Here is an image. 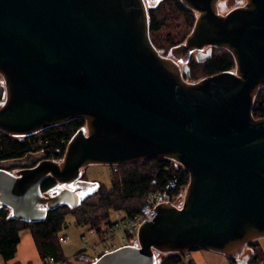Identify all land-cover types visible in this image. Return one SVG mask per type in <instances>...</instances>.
<instances>
[{
  "label": "water",
  "instance_id": "1",
  "mask_svg": "<svg viewBox=\"0 0 264 264\" xmlns=\"http://www.w3.org/2000/svg\"><path fill=\"white\" fill-rule=\"evenodd\" d=\"M181 2L197 17L168 56L151 39L146 0H0V131L26 137L85 121L62 160L0 168V205L14 219L77 207L98 185L81 180L89 166L166 158L189 173L182 204L159 203L136 243L90 264H158L157 253L196 250L250 264L249 243L264 238V117L253 114L264 0L226 13L220 0ZM206 48L227 50L235 70L187 80ZM47 177L59 186L43 192Z\"/></svg>",
  "mask_w": 264,
  "mask_h": 264
},
{
  "label": "trees",
  "instance_id": "2",
  "mask_svg": "<svg viewBox=\"0 0 264 264\" xmlns=\"http://www.w3.org/2000/svg\"><path fill=\"white\" fill-rule=\"evenodd\" d=\"M148 8L151 39L160 50H169L182 42L192 30L197 17V14L182 4L181 0H160ZM165 32L166 35L163 36ZM187 66L190 75L185 77L188 80H198L209 75L234 70L235 62L227 50L211 48L205 60L199 61L192 56ZM253 114L256 118L264 117V87L255 99ZM84 125V120L76 119L26 137L12 136L0 131V168L9 171L2 166V162L31 158L37 153H41L42 157L34 160L31 166L42 159L62 160L69 140ZM188 183L189 173L181 165L166 158H153L119 165L117 171H113L111 188L98 184L86 191V193L90 192L82 196L77 207L72 208L62 204L48 210L42 221L26 222L14 219L11 210L0 205V258L5 262L14 260L21 234L28 231L42 259L62 260L64 255L59 233L67 227L68 216L72 215L78 225L90 224L92 229L101 236L103 222L112 224L109 211L124 212L125 218L133 217L140 211L143 199L149 193L161 190L168 200L175 202L179 200ZM58 186L52 177H47L42 183V191L47 192ZM128 239L131 241L130 237ZM249 251L250 264L264 262V249L260 239L249 243ZM187 254H164L160 256L158 264H197L193 259L185 261ZM75 258L80 261L87 259L93 261L96 257L91 258L85 251H80ZM228 259L229 264H238L237 259Z\"/></svg>",
  "mask_w": 264,
  "mask_h": 264
},
{
  "label": "rangeland",
  "instance_id": "3",
  "mask_svg": "<svg viewBox=\"0 0 264 264\" xmlns=\"http://www.w3.org/2000/svg\"><path fill=\"white\" fill-rule=\"evenodd\" d=\"M148 7L150 5L157 4L160 0H146ZM244 3V0H220L218 6L221 13H226L229 10L233 9L236 6H239ZM163 36L166 35V32L162 34ZM186 38V37H185ZM184 41V40H183ZM211 48H206L202 52L204 54L210 53ZM163 54L170 55L169 50H162ZM196 52H194L193 56L196 57ZM197 58V57H196ZM182 65V63H179ZM235 70V69H234ZM187 79V78H186ZM202 79V78H201ZM188 80V79H187ZM199 80V79H198ZM189 81H195L190 80ZM0 84H4L2 77L0 76ZM42 157L41 153H37L31 156V158H21L16 160H8L2 162V166L8 168L10 172H15L18 169L31 166L34 160L39 159ZM85 172V173H84ZM84 175L82 174L81 178H88L89 181L97 182L98 184H103L107 188L112 187V178H113V171L112 166L108 165H93L89 166L83 170ZM88 193H84L83 197L88 195ZM173 202V201H172ZM174 204H182V199L173 202ZM109 216L112 222L120 221L125 218L124 212H117V211H109ZM126 219L120 221L119 223L124 222ZM104 223V222H103ZM92 227L90 224L87 225H78L76 223L75 218L70 215L67 217V227H64L59 236H66V240L64 243H61L62 253L64 255V259L69 260L72 264H81L80 260L75 258V255L80 251H85V253L91 258H97L104 252H106V247L104 244H98L99 238L98 235H92L91 233ZM121 234L118 238H116L115 242H111V245L117 244V248L123 245L130 244V240L126 239L122 241L120 239ZM261 240V239H260ZM203 258L202 261H198L197 264H229V259L219 253H215L208 250H200L199 251ZM189 253V252H187ZM164 254L157 253V260L158 263L160 261V256ZM187 256V255H186ZM95 258V259H96ZM16 259L23 263V264H42V258L40 257L39 251L35 245V242L28 231H24L21 234V241L18 246L17 256ZM3 260V259H2ZM0 259V264H7V262L2 261ZM94 261V260H93ZM188 261V259H185ZM92 261L89 262V264ZM256 264H264V262L256 263Z\"/></svg>",
  "mask_w": 264,
  "mask_h": 264
},
{
  "label": "built area",
  "instance_id": "4",
  "mask_svg": "<svg viewBox=\"0 0 264 264\" xmlns=\"http://www.w3.org/2000/svg\"><path fill=\"white\" fill-rule=\"evenodd\" d=\"M172 161V160H171ZM174 162V161H172ZM176 163V162H175ZM113 171H117L118 165L112 166ZM168 200L167 197L164 196L161 190H156L154 192L149 193L145 196L142 202V206L140 211L135 214L133 217L124 218L126 219L124 222L119 223L120 221L112 222L109 224L108 222H104L102 225V235L100 236L96 233L95 230H91L92 235H98L99 241L98 244H104L106 247V252L111 251L117 248V244L111 245V242H115L116 238L120 236L122 241H125L129 237L131 238L130 244H134L137 241V233L139 227L144 221L149 222L152 213L156 210L157 205L162 202ZM66 240V236H62L60 238L61 243H64ZM129 240V239H128ZM81 264H89L90 259L80 261ZM70 261L66 259L55 261L52 258H45L42 260V264H69Z\"/></svg>",
  "mask_w": 264,
  "mask_h": 264
},
{
  "label": "crops",
  "instance_id": "5",
  "mask_svg": "<svg viewBox=\"0 0 264 264\" xmlns=\"http://www.w3.org/2000/svg\"><path fill=\"white\" fill-rule=\"evenodd\" d=\"M32 236V235H31ZM260 243H261V246L263 247V249H264V238H262L261 240H260ZM18 251V250H17ZM200 250H196V251H191V252H189L188 254H187V256L185 257V259H193V260H195L197 263H199L198 261H202V259H204L203 258V256H202V254L199 252ZM16 256H17V254H16ZM1 260H2V258H0ZM3 261V260H2ZM20 261V260H19ZM17 259H16V257H15V259L14 260H12V261H9V262H7V264H12V263H14V262H19ZM20 264H23V263H21V262H19ZM185 264V263H184Z\"/></svg>",
  "mask_w": 264,
  "mask_h": 264
},
{
  "label": "flooded vegetation",
  "instance_id": "6",
  "mask_svg": "<svg viewBox=\"0 0 264 264\" xmlns=\"http://www.w3.org/2000/svg\"><path fill=\"white\" fill-rule=\"evenodd\" d=\"M81 180H88V178H81ZM89 181V180H88ZM71 187H74L75 185H70Z\"/></svg>",
  "mask_w": 264,
  "mask_h": 264
},
{
  "label": "bare ground",
  "instance_id": "7",
  "mask_svg": "<svg viewBox=\"0 0 264 264\" xmlns=\"http://www.w3.org/2000/svg\"><path fill=\"white\" fill-rule=\"evenodd\" d=\"M163 202V201H162ZM161 203V202H160Z\"/></svg>",
  "mask_w": 264,
  "mask_h": 264
}]
</instances>
